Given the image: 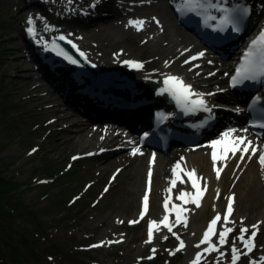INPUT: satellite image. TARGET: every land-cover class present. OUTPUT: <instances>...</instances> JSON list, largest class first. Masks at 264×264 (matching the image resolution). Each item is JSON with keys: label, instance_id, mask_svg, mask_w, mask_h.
Wrapping results in <instances>:
<instances>
[{"label": "rangeland", "instance_id": "374dc122", "mask_svg": "<svg viewBox=\"0 0 264 264\" xmlns=\"http://www.w3.org/2000/svg\"><path fill=\"white\" fill-rule=\"evenodd\" d=\"M6 1L9 0H0V264H185L186 260L190 264L192 259L187 258L186 249L175 255L169 254V250L177 247L178 241L168 232H158L156 234L158 242L147 244L144 249L140 248L147 237L151 216L145 217L137 224H129L128 221L139 218L144 191L142 182H139L135 189L129 181H124L123 176L118 175L113 180L115 168L108 165L102 166L99 173L95 174L91 171L94 169L93 164L86 156L89 153L87 149L82 151L68 147L50 149L55 131L50 132L47 137L45 133L40 136L35 124L36 118L30 111L31 102L16 97L17 91L22 90L20 93H27L26 86L21 89L17 87L18 81L28 72H32L34 77L40 76L45 84L46 80L43 75H39L41 71L35 69L37 65L30 64L29 69H20L21 66L17 62H21L23 58H14V53L17 51L15 46L25 48V43L28 44L32 40L34 44L30 46L31 52L41 49L45 51L47 50L46 38L55 31L78 36L79 42L84 43L86 47L95 48L92 55L101 58V66L123 69L121 57L143 59L145 63L141 69L131 71L128 69L132 78L150 77L159 81L166 74L183 76L184 73L171 62L172 59L171 61L170 58L162 59L159 52H154L146 36L128 33L117 41L108 42L105 47L96 40V36L95 38L91 35L92 30H97L104 23L92 25L88 29H79L73 22V16L88 21L90 15L106 13L110 9L113 14L115 13L110 18V22H120L122 17H125V22L128 23L132 20L130 16H127L128 13H137L140 16L144 11L143 8L136 4V0H97L96 5L91 6V10L87 9L86 12L79 9L86 8L87 3L90 4L93 0H71V3L65 0L66 7L60 13L67 11L64 18L69 13V22L44 23L45 32L40 36V40L35 42L33 36L26 31L29 27L27 26L29 15L26 11L13 13L7 10L8 6L14 10L20 8L26 0H10V5H6ZM60 1L63 0L57 3ZM141 2L150 3L148 0H141ZM118 8L122 10L121 13L118 11L116 13ZM77 9L78 12H76ZM45 25L49 27L46 28ZM60 25L65 28L56 27ZM72 27L73 29H69ZM10 47L12 49H8ZM106 50L107 58L104 57ZM27 51H24V56L30 57L31 54L29 55ZM201 59L211 61L203 76L210 77L209 73L220 69L219 75L227 78L225 72L228 64L216 58L212 59L206 54ZM42 61L48 70L56 73L53 72L54 67L60 63L45 57ZM88 72L90 74V71ZM84 75L90 82L91 76L88 73ZM219 84H226V81ZM215 85L217 84L214 80L208 85L206 93L218 94L217 89H212ZM224 90L220 89L219 93L230 94ZM213 99L216 105H220L216 98ZM101 121H111V118H103ZM113 122L116 123L114 128L127 132L129 138L137 139V132L141 126L128 130L124 123L117 120ZM218 125L220 126V123ZM39 143H41L40 148H38ZM125 143V149L120 145L121 143L115 147L123 148L125 152H131L132 148L136 147L129 140ZM33 149L36 151L33 152ZM211 151V148L203 142L196 149L187 151L186 154H173L167 160L166 173L162 176V183L157 184V188L160 187L168 193L170 179L173 178L172 165L183 158V167L186 170L195 169L197 176L203 178L200 181L201 186L205 181L207 185L211 182L214 184V202L215 206L220 207L221 216L225 213L227 195L235 193L236 208L231 219L235 220L236 224L234 233L229 237L231 242L234 236L239 235L241 217L244 218L246 226L255 224L257 221H264V170L254 169V173L260 177L255 181L249 180L247 167H255L256 164L260 166V164L255 157L251 160L246 158L244 171L233 163V168H223L221 177L217 180L213 162L203 164L198 158L201 154L211 155ZM74 156L79 158L73 160ZM105 156L107 154L99 156L98 162L103 163ZM217 166H223V164L218 162ZM181 176L185 183L181 184L179 180L177 181L174 188L175 194L178 195L181 190L194 191L187 176L183 173ZM233 184H235L234 188ZM105 187L109 188L107 193L104 192ZM217 190H219V198H216ZM119 192L120 195H118ZM76 197L79 199L73 203ZM164 198V196L160 197L158 201L153 202L155 209H160ZM115 205L117 206L114 207ZM186 207L194 209V206L190 204ZM210 207L209 204L204 211L197 214L192 211L191 214H193L188 216L187 228L177 226L173 229L178 235L183 233L181 239L184 242L188 234L194 232L193 229L197 228L201 231L207 229L208 223L215 216ZM170 218L174 220V214ZM118 220L124 223H117ZM164 236H168V239L164 240ZM110 240H120L121 243L105 244L98 248L90 247V245ZM257 244L255 258L264 255V225L261 226ZM228 246L230 249V244ZM238 246H240L239 243ZM152 248L157 249L155 254L151 252ZM197 251L199 249L195 250L193 255ZM149 256L153 258L148 259ZM49 257L52 259L49 260Z\"/></svg>", "mask_w": 264, "mask_h": 264}, {"label": "bare ground", "instance_id": "6f19581e", "mask_svg": "<svg viewBox=\"0 0 264 264\" xmlns=\"http://www.w3.org/2000/svg\"><path fill=\"white\" fill-rule=\"evenodd\" d=\"M250 1L253 2L254 6L253 16L251 18V25L252 28H254L257 21L264 23V0ZM57 2H59V0H26L20 8H16V10H14L8 6L7 10L8 12L13 13L26 11L29 17L33 18V27L36 31L35 35L32 36L35 39V42H37L42 33L45 32L43 29L44 23L59 24L69 22V13L65 15L67 16L65 18L64 14L65 12L67 13V11L60 13V11L65 9V3H67V1L65 2V0H63L60 1V3ZM5 3L6 5H10V0ZM96 3L97 0H93L90 4L88 2L86 8H80L79 10H86L87 12V9L91 10L93 5H96ZM136 4L143 8L144 11L142 14L139 16L137 13H128L127 16H130L132 20L144 19L146 23L143 26L142 31L134 30L135 28L133 29L132 26L125 22V17H122L120 22H110V18L115 14H113L110 9H108L106 13L90 15V19L88 21L86 19L73 16V22L76 23L75 25L78 26L79 29H88L92 25L104 23V25L99 27L97 30H92L93 32L91 35L94 37L96 36V40L100 41L102 43L101 45L105 47H107L108 42L117 41L118 38L126 36L128 33H135L138 36H146L150 41L152 48H154V52H159L162 59L170 58V61L172 59L171 62H173L178 69L184 73L183 76L179 75V77H181L186 83L191 84L195 91H203V93H206L208 85L213 83L215 80L217 85L213 86L212 89H217L218 94L214 92L215 96H205L207 104L213 109L211 114L205 112L203 113L204 116L211 115L212 117V123L205 128V132H207L211 127L215 128L219 123L220 126L223 127L225 122L231 123V120H235L236 122L233 125L236 126L239 124L240 120L245 115L242 103L235 102L234 93L229 95L219 93L220 89H225L224 91L230 93L227 82L228 78L225 79L223 76H220L219 69L213 72L215 75H211L210 77L203 76L206 67L209 65V61L206 59L200 58L191 62V64L184 63L185 59H188L192 55H197L196 53H198L201 49L192 34L176 22L169 0H150L149 4H143L141 0H136ZM116 7L119 6L116 5ZM79 10L77 9L76 12ZM117 11L118 13L122 12L119 8L116 10V13ZM10 16L12 17V14ZM153 16L159 19V26L152 20ZM62 26L63 25L56 27ZM161 26L163 27V31L160 30ZM56 27L55 29H57ZM63 28H65V26H63ZM69 29H73V27ZM76 38L78 39V36H76ZM33 44L34 43L31 42H28V44L25 43V48L22 46H15L17 51L14 53V58H23L21 62H17L21 66L20 69H29L30 64L37 65L35 69L41 71L39 75H43L46 80V84L42 81L40 76L34 77L32 72H28L24 78L18 81L17 87L21 89L23 86H26L25 90L27 93L22 94L20 93L22 90L19 92L17 91L16 97L23 100L25 99L27 102H31L30 111L36 118L35 124L36 128H38L40 136L45 133V136L47 137L50 135V132L55 131L53 134V145L50 148L52 150L60 147L77 148L80 151L84 149L89 150V153L93 154L86 155L87 159H89L93 164L94 169L91 171L98 174V171H100L104 165L111 166L112 168H115V176H123L124 181H129L135 189H137L139 182H142L144 184V191L142 193L143 197L145 189H147L148 170L153 153L149 152L144 147H140L138 145V138L136 140H134V138H129V134L127 132H121L120 130L114 128L113 126L116 125V123L113 121H121L126 125V129L128 128V130L135 129V127L147 123L151 108L157 104H165L166 99H168L166 93L161 96L154 95L153 91L159 87L161 79L156 81L150 77L146 79L144 77L132 78L131 75L125 74L124 78L116 80L115 85L106 84V87L104 88L100 84L97 86L90 85L91 83L84 75L85 72L80 70V68L74 66L68 60L65 59L63 61L62 58L56 57L50 54L47 50L44 51L41 48V50H34L31 52L30 46H33ZM13 47L14 46H12V48ZM12 48L10 47L8 49ZM185 49H188L189 51L186 52ZM27 50L29 51V55L31 54L30 57L24 56V51ZM181 53H183V55H181ZM105 54H107V50L104 52V57L107 58ZM44 57L50 58L52 61H56L61 64L60 66V64L57 63L58 65L54 67L55 70L53 72L56 73H52V70L49 69V71L46 68V65L42 61V58ZM129 59H132V57L129 56L128 60ZM99 60H101V58ZM195 65H199V67H195ZM190 68L192 69L191 71L189 70ZM197 73H199V75H197ZM213 76L216 78L213 79ZM110 77H112V74ZM224 80L226 81V84H219ZM50 86L51 88L53 87V90H51ZM84 86L92 87L93 92L97 93V96L91 97V95L78 92V89ZM111 94H125L128 100L142 103L137 108L132 110L118 109L113 104L104 103V98L109 97ZM213 98H216L220 105H216ZM147 99H153L154 101L152 103H147ZM237 109H239V111H237ZM103 118H111V121H101ZM126 140H129L136 147L138 146L143 154L133 156L131 152H125L124 149ZM118 143H121L120 145L124 146V149L115 147ZM39 144L38 148L41 147V143ZM190 149L192 148H183L179 151V154H186V152L190 151ZM103 154H107V156L103 159V163H99V156ZM173 154L178 153L171 152L168 155L158 153L155 154V164L152 166L151 191L149 193V212L145 216H151V220L155 219L159 221L165 214L163 209L164 200L160 204V209H155L153 202L155 200L158 201L160 197L162 198L163 196L166 197L169 195V193L164 192L160 187L157 188V184L162 183V176L166 173L167 160L172 157ZM198 158L202 160L203 164L212 162L211 155L208 154L198 155ZM178 162H180L183 167L184 161L181 159ZM219 163L223 164L224 162ZM233 163L235 166L239 164L241 170L244 171L245 164L247 162L245 160L240 162L238 159L232 158L226 160V167L233 168ZM247 169L249 170V180L255 181V179L260 177L254 173L255 170H261V167L258 166V164H256L255 167H247ZM131 170L132 172H130ZM232 187L234 188L235 184H233ZM214 193V184L211 182L209 183L208 191L202 200V207L200 209L194 208L193 212L197 214L200 211H204L210 204V209L214 212V215H216L217 212L221 214L219 206H215V210L213 208V205H215ZM118 195H120V192ZM171 195L175 203H181V201L175 199L176 194L174 192V188ZM117 200L119 201V199ZM116 206L117 205L114 207ZM234 207L236 208V202ZM192 214L190 213L189 216ZM196 218L197 215L195 219ZM170 220L173 219L170 218ZM219 227L220 225L218 224L217 229ZM193 230L194 232L188 234L185 241V249L188 259L194 258L195 255H193V252L198 249L195 245L199 243V240L202 238L204 232L198 230L197 228ZM161 231L167 233L166 229L162 228ZM157 233L158 232L154 233L153 242H158ZM193 233H195V235H193ZM182 235L183 233L179 234L180 238ZM146 240L147 237L145 241ZM145 241H143L140 245L141 249L146 247L147 244ZM224 250L228 252L229 255L221 261V264H229V246H225ZM216 256V253H213L211 256H206V264H215ZM247 259L248 258H242L241 264H247ZM185 264H188L187 260ZM202 264H205V262H202Z\"/></svg>", "mask_w": 264, "mask_h": 264}, {"label": "snow or ice", "instance_id": "6c2138e0", "mask_svg": "<svg viewBox=\"0 0 264 264\" xmlns=\"http://www.w3.org/2000/svg\"><path fill=\"white\" fill-rule=\"evenodd\" d=\"M150 2V0H148ZM71 3V0H69ZM95 5H93L94 7ZM175 10L181 15H187L193 13L198 17H202L203 24L206 28H210L213 32L225 33L231 30L233 33H239L242 30L243 23L248 19L250 15V8L241 3L230 4L229 0H180L176 4ZM216 13V14H214ZM219 14V15H217ZM152 20L159 26L160 21L157 17L153 16ZM146 21L144 19L130 20L128 24L135 27L137 31H142ZM29 27L26 29L29 35H35L34 32V20L29 17L27 20ZM45 27H49L45 25ZM161 31L163 27L161 26ZM71 35V34H69ZM61 41H66L68 44L79 52L81 57L87 59L86 54L77 48V45L72 40L67 39L64 35L58 37ZM52 50L57 51L58 55H63L71 64H78V61L72 56L68 55L62 49H58L55 41L52 43ZM185 51H189L185 49ZM183 55V53H181ZM205 56V52L201 51L197 55H192L188 59L184 60L185 64H191ZM123 63L129 67L135 69H141L142 63L133 60H124ZM166 66H167V62ZM211 63V61H209ZM96 65L93 64L92 67ZM199 67V65H195ZM192 70L191 68L189 69ZM199 75V73H197ZM209 75H215V73H209ZM227 75V74H225ZM264 79V29H261L255 39L251 41L247 50L243 53L242 62L235 70V75L231 77V86L236 87L237 85L243 84L245 81H260ZM222 91V90H221ZM167 93L184 112H196L202 110L205 113H212V107H209L205 100V96L214 95V93H203L197 92L193 89L191 84L186 83L181 77L175 75H167L163 80V87L159 89V94ZM260 96H256L253 104L261 101ZM239 111V109H237ZM211 115L209 119H211ZM264 128V123L258 125ZM236 129H229L221 134L219 139L210 142L208 147L211 148V159L216 175V179L219 180L223 168L227 166L226 160L236 158L238 161L243 162L246 158L251 160L253 157H258V163L262 170H264V148L254 143L253 140L249 139L246 135H236ZM240 131L247 132L248 130L242 129ZM147 135V134H145ZM219 149V152H218ZM36 149H33L35 152ZM133 156L137 154H143L138 147H134L131 150ZM230 154V155H229ZM239 154V155H238ZM87 155H93L88 153ZM79 157H73V160ZM183 159V158H182ZM218 162H224L223 166H217ZM155 164V153H153L150 160V166L148 170L147 189L142 197V209L139 213V218L136 220L128 221L129 224H137L149 212V193L151 191L152 184V166ZM240 165L237 164V167ZM70 167V166H69ZM187 176L188 182L191 183V187L194 191L181 190L175 199L181 201L177 204L173 201L172 190L176 187L177 181L181 184L185 183L181 176ZM172 179L170 180V187L167 189L169 195L164 198L163 209L165 214L159 221L153 219L148 222L147 229V240L146 244H151L154 240V233L160 232L161 229H166L168 233L174 236L178 245L174 250H169L170 255H175L177 252H181L186 248V244L183 239L180 238L177 232L173 229L177 226L188 227V216L193 211L192 208L186 207V205H193L195 209L202 207V200L208 191L207 181L201 186L200 181L202 177H198L195 169L186 170L182 167L180 162H177L172 168ZM113 180L116 179L114 175ZM108 187H105L104 192L107 193ZM219 198V190H217V196ZM79 197L73 200V203ZM227 206L223 216L217 212L214 218L208 223L207 229L203 232L202 238L199 243L195 245L196 248L201 249L197 251L194 258L190 261V264H206V256H211L216 253L215 264H221V261L226 258L229 253L224 250L225 246L230 244V261L229 264H241L242 258H248L247 264H264V255L258 258L254 257V253L258 248L257 238L261 232V226L264 225V221H257L255 224L246 226L244 224V218L241 217L239 228V235L234 236L229 241V237L235 231L236 221L231 219L235 211L236 196L235 193L226 197ZM215 210V205H213ZM174 214V220H170V216ZM117 223H124L122 220H118ZM220 225V229H217V225ZM233 225V226H229ZM195 235V233H193ZM215 238V240H214ZM164 240L168 239V236L163 237ZM113 243H121L120 240L101 242L99 244L90 245L92 248L103 247L105 244L111 245ZM238 243L240 246H238ZM204 245L205 247L201 248ZM151 252L155 254L156 248H152ZM149 256L148 259H152ZM52 257H49L51 260ZM143 259V258H140Z\"/></svg>", "mask_w": 264, "mask_h": 264}, {"label": "water", "instance_id": "95a60500", "mask_svg": "<svg viewBox=\"0 0 264 264\" xmlns=\"http://www.w3.org/2000/svg\"><path fill=\"white\" fill-rule=\"evenodd\" d=\"M60 35H64L65 37H67V39H70L73 41V43H75L77 45V48L84 52L86 54L87 59L85 60L84 57H81L79 55V52L77 51V49L73 48L71 46V44H68L66 41H61L58 39V37ZM47 41V50L58 57H61L63 59H65V57L63 55H58L57 51L52 50V43L53 41H55V44L57 45L58 49H62L64 52H66L68 55L72 56L73 58H75L78 61V64H75L78 68L82 69V70H89L93 73L94 79H97L100 75H102L105 72H112V78L111 81H115L117 79H121L120 76L121 75H125L128 74V69L129 71L133 70L134 68L129 67L127 65H125L124 63V68L121 69L117 68V67H111V66H101L100 62L101 60L100 57L96 56V55H92L94 54V49L92 48H88L84 45V43L79 42V40L76 37L70 36L69 34H62V32H52V34L46 38ZM122 58V61L124 60H128V58ZM67 60V59H66ZM129 60H133L139 63H142V65H144V60L141 58H132ZM115 60H113L114 62ZM95 64V67H92V65Z\"/></svg>", "mask_w": 264, "mask_h": 264}]
</instances>
